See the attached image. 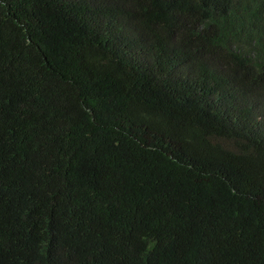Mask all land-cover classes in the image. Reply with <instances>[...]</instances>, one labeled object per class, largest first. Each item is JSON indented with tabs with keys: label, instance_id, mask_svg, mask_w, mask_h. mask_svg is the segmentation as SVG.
Wrapping results in <instances>:
<instances>
[{
	"label": "trees",
	"instance_id": "trees-1",
	"mask_svg": "<svg viewBox=\"0 0 264 264\" xmlns=\"http://www.w3.org/2000/svg\"><path fill=\"white\" fill-rule=\"evenodd\" d=\"M0 264H264V0H0Z\"/></svg>",
	"mask_w": 264,
	"mask_h": 264
}]
</instances>
